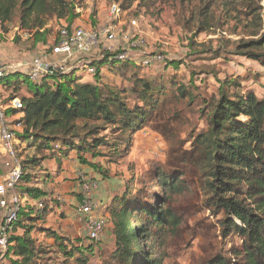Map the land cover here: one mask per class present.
Masks as SVG:
<instances>
[{
	"label": "trees",
	"instance_id": "16d2710c",
	"mask_svg": "<svg viewBox=\"0 0 264 264\" xmlns=\"http://www.w3.org/2000/svg\"><path fill=\"white\" fill-rule=\"evenodd\" d=\"M76 1L0 0V30L5 32L16 20L19 30L32 33L38 41L37 36L45 32L49 20H64L66 28H70L77 16ZM119 1L113 0L112 4L122 12L134 3L144 7L146 12L154 3L178 2L182 7L192 3L191 16L187 19L196 28L190 36L192 52L196 35L220 25L219 20L211 16L214 8L221 6L225 8L226 18L234 22L231 33L237 38L234 41L220 39L217 49L253 61L264 69L263 0ZM216 51L207 48L199 53L215 55ZM115 55L116 52L102 50L98 59L85 62L94 69L92 83L83 79L79 74L84 72L78 69L64 75L43 76L33 82L31 92L24 87L27 95L20 99V110L5 112L10 116L21 115L16 121L20 129L18 138L38 155L20 163L19 184L23 180L28 182L26 185L31 184L26 169L39 166L40 160H53L59 167L71 152L81 165L106 180L109 178L106 170L128 155L132 136L143 129L169 91H175L176 100L185 107L193 106L198 98L200 108L197 110L205 117V129L191 140L189 165L198 178L205 207L213 214H222L218 224L220 237H237L241 241L227 256L216 254L206 264H264V97L250 90L241 92L240 84L226 77L219 84L217 98L208 103L199 98L196 86L187 88L172 79L158 83L138 79L128 68L141 66L132 60L118 61ZM166 61L163 60L169 68H177V62ZM116 63L122 64L121 67L114 68ZM103 68L122 76L129 72L128 88L119 90L100 84ZM17 75L30 82L25 74L14 73L4 78L0 86L15 83L25 86V82L18 79L12 82ZM129 94L142 106H129L126 103ZM106 130L117 136L112 139L103 136ZM169 158L173 159L171 155ZM183 175V172L162 174L159 168H150L144 180L135 183L132 178L121 188L114 207L109 210L114 246L106 253L98 248L99 243L87 238L88 242L76 240L79 246L62 242L57 252L36 247L31 237L35 224L59 202L51 190H20L21 199H31L36 204L31 208L25 205L27 201L20 205L13 233L7 240L6 260L10 264H89L94 259H99L101 264H159L158 260L145 255L142 246L157 244L159 247L162 236L177 228L179 218L172 203L174 197L186 189ZM45 177L42 185L50 182L49 174ZM17 229L22 230L20 236L14 235ZM96 251L101 254L95 256Z\"/></svg>",
	"mask_w": 264,
	"mask_h": 264
},
{
	"label": "rangeland",
	"instance_id": "374dc122",
	"mask_svg": "<svg viewBox=\"0 0 264 264\" xmlns=\"http://www.w3.org/2000/svg\"><path fill=\"white\" fill-rule=\"evenodd\" d=\"M112 1L78 0L75 2V14L77 16L73 19L70 28L91 29L100 32L102 36L99 39L98 47L90 53L77 55L64 63L67 70H77V66L81 63L98 59L102 50H108V52L110 50H113L112 52L126 50L130 54L132 62L141 66L137 69L128 68L138 79L157 83L172 79L175 84H183L187 88L196 86L199 98L206 99L208 103L212 98H217L219 84L226 77L239 83L241 92L250 90L256 96L264 97V69L253 61L232 56L217 49L220 39L234 41L237 38L231 33L234 22L226 18L225 8L223 9L221 6L214 8L211 18L219 20L220 25L218 24L208 32L196 35L193 40L195 48L192 52L189 49L190 36L195 33L196 28L187 22L191 16L192 3L185 4L183 7L178 2L154 3L150 4L149 12H146L144 7L134 3L126 12L121 11L118 16H114L110 11L113 5ZM119 2L121 3V0ZM132 21H135V26L131 25ZM62 27H66L64 20H49L45 32L37 36L39 40L35 41L32 33L19 30L16 20L13 21L7 26L5 32L0 30V62L3 65L25 66L33 57H47L49 59L50 51L47 48L52 47L58 31ZM108 27L115 32V40L112 42L103 37V31ZM135 42H143V46L133 47L132 43ZM207 48L217 50L216 54L199 53L201 49ZM227 48L229 49V47ZM7 53H14L15 58L11 62L5 63L3 56ZM158 57L167 60L166 62H177V68H169L164 62L154 60ZM148 60L151 61L150 65L143 63ZM121 65L116 63L114 68H119ZM17 70L25 74V70L23 71L22 68H17ZM129 74L126 72L122 76L103 68L100 84L119 90L127 89L129 85L126 78ZM79 75L92 83V76L85 73ZM16 79L25 82V86L22 83L0 86V106L3 108L8 105L10 100L16 98L20 101L22 97L26 96L25 88L29 92L33 90L32 81L29 82L22 75H17L12 78V82ZM17 88L18 90H16ZM127 96L126 103L129 106L135 104L142 106L133 95ZM176 99V92L169 91L163 97L164 101H160L159 109L152 114L143 129L132 136L131 149L128 155L117 164L104 170L107 169V177L114 175L121 178V188L132 178L135 183L144 180L150 168H159L162 174L183 172L182 180L185 182L186 189L175 196L172 203L174 212L179 218L177 228L174 232L162 236L159 247L157 244L143 245L142 251L149 258L158 260L159 264H206L216 254L227 256L233 248L240 246L241 241L237 237L227 239L220 237L218 224L222 219V214H213L205 207L198 178L194 174V169L189 165L191 140L205 129V117L200 115L197 110L200 108L197 106L199 99L197 98L191 107H185ZM7 110L9 109H6L5 112ZM19 118L21 115H7V123L15 135L16 157L21 163L22 161L27 162V159L34 155L36 157L38 155L33 148L27 147L23 140H19L20 129L16 127V121ZM113 134L110 130L102 133L103 136H109L110 139L117 136H113ZM169 155L173 159H170ZM39 164V166L26 169L25 174L29 177L31 184L26 185L27 181H21L15 188V195L20 197L22 194L20 190L26 188H39L46 192L54 189L50 182L47 186L42 185L46 174L54 178L52 174L54 161L42 159ZM11 168L12 164L9 159L2 157L0 160V194L6 198H9L10 195L3 188L2 179ZM92 182L95 183V189L91 195L94 198L98 184L94 180ZM82 185L81 181L80 187ZM134 188H138L137 184ZM61 194L62 192L58 190L54 196L60 204H63ZM41 198L42 196L39 195L38 199ZM26 201L27 203H25ZM20 203L21 206L24 203L25 205L28 204L29 208L33 206L31 200L24 198L21 199ZM105 205L108 204L105 203ZM105 205L95 212L96 216L107 217L109 212L105 209ZM53 226L55 227L56 224L50 227L48 233H53L51 231ZM67 229L69 230L68 233L74 232L71 227H67ZM70 235L66 238L70 239ZM109 237L108 233L106 240L99 243L98 248L102 249V253L109 252L112 248L110 241H108ZM99 254L101 253L95 252V256ZM58 260L60 261V259ZM5 262L6 260L0 264ZM90 264H100V262L94 259Z\"/></svg>",
	"mask_w": 264,
	"mask_h": 264
},
{
	"label": "built area",
	"instance_id": "2783aa9c",
	"mask_svg": "<svg viewBox=\"0 0 264 264\" xmlns=\"http://www.w3.org/2000/svg\"><path fill=\"white\" fill-rule=\"evenodd\" d=\"M110 11L114 16H118L121 12L119 7L115 4L112 5ZM131 25L135 26V21H132ZM101 36L102 34L100 32L91 29L62 27L58 31L52 47L47 48L50 51V55H48L49 59L47 57H33L25 66L14 64L3 65L0 62V82L8 75L23 73L19 72L17 68H22L23 71L25 70V75L28 76L29 80L32 82L40 80L43 76L67 74L70 70L64 67V63L77 55L88 54L93 49L97 48ZM103 37L107 41H114V30L110 27L104 29ZM132 46L142 47L143 42L132 43ZM112 51L113 50H110V52ZM115 59L123 62L131 60L130 54L126 50L116 52ZM154 60L163 62L164 59L158 57ZM150 62L151 61L148 60L143 63H147L148 65ZM77 69L89 76L94 74V69L85 62L78 65ZM6 109L14 111L20 110L21 102L14 98L8 102L5 108L0 106V160L2 157H6L12 164L11 170L2 179L3 188L10 196L6 198L3 194H0V263L6 260L7 240L13 233V224L17 219V214L21 205V198L15 195V188L19 184L21 175L20 161L16 157L14 146L15 135L7 123ZM16 127L19 128L18 125H16ZM80 178L83 184L81 187L82 204L77 209V213L79 216L83 217V231L86 238L90 242L96 244L102 240L107 226V219L98 217L95 214V210L100 208V204L95 202L91 196L93 189H95V183L87 180L84 176H80Z\"/></svg>",
	"mask_w": 264,
	"mask_h": 264
},
{
	"label": "crops",
	"instance_id": "0c3cea01",
	"mask_svg": "<svg viewBox=\"0 0 264 264\" xmlns=\"http://www.w3.org/2000/svg\"><path fill=\"white\" fill-rule=\"evenodd\" d=\"M14 58V53H7L3 56V61H5V63L11 62ZM88 160L92 162L90 158H88ZM100 162L103 164L102 160H100ZM52 168V174L54 175V178L50 175L49 176L50 185L54 189L51 191L54 195L56 192H58V190L62 192L61 196L63 198V204L58 203V206H54L51 212L48 213L44 219L38 221L35 224V228L31 232V237L35 240L36 247L43 246V248H47V250L57 252L58 245H60L62 242L65 245H68V243H74L76 246H79L78 244H75L76 242L74 241L76 240L88 242L83 231V217L79 216L77 213V209L82 204L80 176H84L86 179H93L96 181L98 184V190L94 192L93 199L95 202L100 204V207L107 203L108 205H105V209H107L108 212L112 207H114L115 197H117L121 192L120 189L122 186V180L120 177H115L114 175L110 176L106 180H103L93 169L89 168L88 166L81 165L74 152H71L68 158L62 159L61 166L57 167L56 163L54 162V164H52ZM47 185L48 183L46 186ZM116 193H118L117 196ZM31 201L33 205L36 204V201ZM38 204L40 205V203ZM96 211L97 210H95V212ZM106 219L107 226L101 241L106 240V234L109 233L110 237L108 241H110V244L113 248L114 238L112 236V223L109 213ZM53 224H56V226H53L54 228L51 230L53 233L50 234L48 233V230ZM67 227H71V230L74 232L72 234L71 232L68 233L69 230ZM21 234L22 230L20 229H17L14 233L15 236H20ZM69 235L70 239L66 238ZM112 248L109 251H111ZM97 261H99L101 264L99 259ZM3 264L10 263L8 260H6V262Z\"/></svg>",
	"mask_w": 264,
	"mask_h": 264
}]
</instances>
